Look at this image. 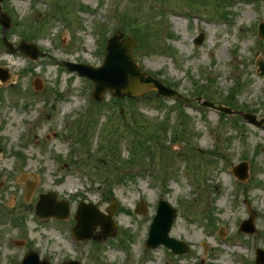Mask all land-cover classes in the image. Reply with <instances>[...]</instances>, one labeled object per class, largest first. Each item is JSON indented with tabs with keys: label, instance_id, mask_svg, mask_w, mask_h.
Listing matches in <instances>:
<instances>
[{
	"label": "rangeland",
	"instance_id": "obj_1",
	"mask_svg": "<svg viewBox=\"0 0 264 264\" xmlns=\"http://www.w3.org/2000/svg\"><path fill=\"white\" fill-rule=\"evenodd\" d=\"M2 6L13 22L7 38L14 44L34 39L45 56L30 64L0 46V66L12 73L8 83L0 81V172H11L0 205L8 206L9 185L22 173L38 177L37 193L54 189L71 202L68 227L76 223L79 202L105 210L118 201L115 235L76 247L29 210L24 222L30 245L53 262L71 257L83 264H163V258L167 264H260L264 127L236 123L242 114L225 120L201 105L179 107L155 90L122 100L107 92L89 105L88 79L60 64H100L99 42L120 31L138 40L137 61L166 85L189 99L199 95L201 101L229 104L260 119L264 76L257 62H264V46L256 31L264 22V0H3ZM201 33L204 41L197 45ZM242 161L248 162L245 180L230 171ZM159 198L177 210L169 234L188 242L184 254L145 246ZM140 204L145 211L138 213ZM250 209L253 233L239 230ZM20 212L7 207L0 220V264L21 259L22 246L7 249L4 239L22 236L23 228L8 221Z\"/></svg>",
	"mask_w": 264,
	"mask_h": 264
},
{
	"label": "water",
	"instance_id": "obj_2",
	"mask_svg": "<svg viewBox=\"0 0 264 264\" xmlns=\"http://www.w3.org/2000/svg\"><path fill=\"white\" fill-rule=\"evenodd\" d=\"M2 0H0L1 2ZM0 22L5 28H9L11 25V17L9 14L1 8ZM264 32V25H263ZM121 34H115L109 40L107 46V52L103 64L99 67H93L89 65H77L68 64L72 68L79 70L82 74H87L95 82L94 95L96 98L100 99L101 96L107 91L112 90L114 95L117 97L129 96L134 98L136 96L143 95L151 89H157L159 95H172L177 93L176 90L166 87L163 83L153 77L147 75L142 71L141 66L136 62L132 52L136 45V41L132 38H122ZM202 38H199L200 42ZM8 46L11 47L7 41ZM21 50L26 52L31 56L37 55V47L34 44L23 42L20 46ZM262 69L264 66L262 65ZM2 72L0 77L3 78ZM180 95V94H179ZM181 96V95H180ZM182 97V96H181ZM183 98V97H182ZM199 99V98H198ZM207 104L213 105V103L208 102ZM219 108L231 111L229 108L219 106ZM249 118L255 119L254 116L246 115ZM48 195L44 196V200L38 204V211L43 215L56 214L59 217H65L68 214V207L54 208L50 206ZM57 209L60 210L58 213ZM111 213V210L109 209ZM176 215V211L171 205L162 200L160 202L158 213L152 224L150 230L149 246L155 247L159 243H166L174 248L173 243H177L173 238L168 236V232L171 228L173 219ZM90 216V217H89ZM78 221L75 231L79 237L88 238L91 237L93 230L95 229L97 223H101L104 227V232L102 235H112L115 232V225L111 222L110 216H105L97 208L93 207L91 204L87 205L84 203L80 204L78 209ZM250 225L251 222L249 221ZM247 229V228H246ZM251 229V228H250ZM101 237V235L99 236ZM176 251L182 252V249ZM262 260L264 262V252L260 251ZM36 257V256H35ZM37 259V257H36ZM32 257V253L28 254L24 259L22 264H50L47 261H39ZM65 264H81L77 261H70Z\"/></svg>",
	"mask_w": 264,
	"mask_h": 264
},
{
	"label": "flooded vegetation",
	"instance_id": "obj_3",
	"mask_svg": "<svg viewBox=\"0 0 264 264\" xmlns=\"http://www.w3.org/2000/svg\"><path fill=\"white\" fill-rule=\"evenodd\" d=\"M9 174H7L5 176V179H6V183L4 182V184H2V190L5 189L7 187V178H8ZM3 175L2 173L0 172V178H2ZM22 187H17V186H13L12 184L9 185V188H8V195L9 197L13 198V203L11 204L10 207H18L19 210H23V211H28L29 209H33L34 208V202L36 201L35 197L36 195L38 194L37 193V188L34 189V192H33V196L31 197V199L27 202L26 200V197H25V194H26V191L28 189V185L26 183H22L21 185ZM21 188L23 190H21ZM20 194H22V198L23 200L21 201L20 200ZM5 198H6V192L0 194V200L1 201H5ZM18 201H20L18 203ZM4 209V208H3ZM3 209H0V217L1 215L3 214ZM22 212V211H21Z\"/></svg>",
	"mask_w": 264,
	"mask_h": 264
}]
</instances>
